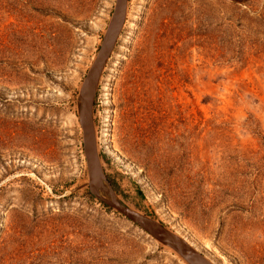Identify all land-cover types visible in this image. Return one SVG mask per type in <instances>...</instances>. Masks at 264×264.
Returning <instances> with one entry per match:
<instances>
[{
  "label": "rangeland",
  "instance_id": "obj_1",
  "mask_svg": "<svg viewBox=\"0 0 264 264\" xmlns=\"http://www.w3.org/2000/svg\"><path fill=\"white\" fill-rule=\"evenodd\" d=\"M115 2L0 0V264H190L89 191L79 90ZM92 119L121 204L264 264V0H128Z\"/></svg>",
  "mask_w": 264,
  "mask_h": 264
},
{
  "label": "water",
  "instance_id": "obj_2",
  "mask_svg": "<svg viewBox=\"0 0 264 264\" xmlns=\"http://www.w3.org/2000/svg\"><path fill=\"white\" fill-rule=\"evenodd\" d=\"M127 2L128 0H116L107 37L98 57L88 69L79 90L81 99L79 123L82 129L83 152L88 172L89 191L104 204L114 208L149 234L168 243L190 264H212L184 238L172 232L160 222L95 192L101 182L104 181L111 195H114L101 166L92 119V106L101 74L123 27L127 12Z\"/></svg>",
  "mask_w": 264,
  "mask_h": 264
},
{
  "label": "bare ground",
  "instance_id": "obj_3",
  "mask_svg": "<svg viewBox=\"0 0 264 264\" xmlns=\"http://www.w3.org/2000/svg\"><path fill=\"white\" fill-rule=\"evenodd\" d=\"M113 51V50H112ZM108 191V192H107ZM95 192L101 196H104L106 198H111L117 202H119L117 200V198L114 195H111L109 188L107 186V184L102 181L101 184L99 185V187L95 190ZM120 203V202H119ZM121 204V203H120ZM123 205V204H122ZM125 206V205H124ZM130 208V207H129ZM187 241V240H186ZM189 243V242H188ZM190 244V243H189Z\"/></svg>",
  "mask_w": 264,
  "mask_h": 264
}]
</instances>
